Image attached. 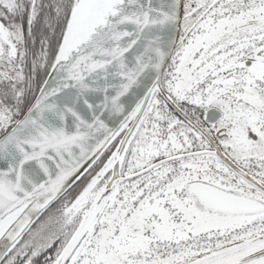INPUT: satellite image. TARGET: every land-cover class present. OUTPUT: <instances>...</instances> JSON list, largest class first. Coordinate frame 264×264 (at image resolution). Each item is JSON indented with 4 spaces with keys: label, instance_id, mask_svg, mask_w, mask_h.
<instances>
[{
    "label": "flooded vegetation",
    "instance_id": "obj_1",
    "mask_svg": "<svg viewBox=\"0 0 264 264\" xmlns=\"http://www.w3.org/2000/svg\"><path fill=\"white\" fill-rule=\"evenodd\" d=\"M37 2L31 0L32 6ZM25 13L22 0H0V139L30 108L20 117L23 107L35 101L60 40L38 41L32 35L36 29L19 17ZM163 90L127 152L121 179L102 207H107L102 223L95 226L97 215L64 264H80L103 237L112 240L125 231L133 237L142 216L151 227L143 248L152 252L182 243L186 249L162 259L166 264H194L240 244L251 250L249 238L264 231V0H184ZM120 140L85 184L83 179L56 203L5 263H57L113 172L81 201L82 190L105 167ZM115 202L119 223L113 228L115 220L105 215L113 212ZM157 210L164 217H181L184 224L176 236L184 240H172L167 227L169 239L157 237L154 228L167 220L152 223L150 218L161 221ZM189 216L204 221L193 224ZM212 219H221L222 225L206 224ZM221 264H232V259Z\"/></svg>",
    "mask_w": 264,
    "mask_h": 264
},
{
    "label": "water",
    "instance_id": "obj_2",
    "mask_svg": "<svg viewBox=\"0 0 264 264\" xmlns=\"http://www.w3.org/2000/svg\"><path fill=\"white\" fill-rule=\"evenodd\" d=\"M183 2L78 0L35 101L0 139V225L10 221L0 235V264L121 139L82 195L113 172L56 264L66 262L116 189L127 152L156 94L164 92L163 75L178 43ZM248 247L240 244L194 264ZM263 256L262 251L241 264Z\"/></svg>",
    "mask_w": 264,
    "mask_h": 264
},
{
    "label": "trees",
    "instance_id": "obj_3",
    "mask_svg": "<svg viewBox=\"0 0 264 264\" xmlns=\"http://www.w3.org/2000/svg\"><path fill=\"white\" fill-rule=\"evenodd\" d=\"M22 1L24 4V11L26 13L19 17L21 18V21H23V23L25 22V24L29 26V28L36 29V32H33L32 35L34 34V37L36 39L38 38V41H41L42 39L46 41L48 37L55 36L54 38L56 44V42L58 41V37H60L59 45H57L55 55L52 56L53 57L52 61L54 63L59 53L69 21L71 19L72 13L75 9L78 0H38V2L34 6H32L31 0H22ZM35 21H37L36 24H34ZM31 103L32 102H29L27 103V105L23 107L20 117L30 107ZM102 160H104V158ZM90 174L91 173H89L82 181L83 185L85 184V181L89 179ZM90 182L91 181H89V183L85 185L84 189L80 194V197L83 195L84 191L88 188ZM85 197L86 196H82L81 201ZM105 208L107 207L104 206V208L98 214V217L94 222L95 226L102 223L100 218L103 215ZM110 209H112L113 212L111 214H106L105 218L115 220L114 222H112L113 223L112 227L115 228L117 223H119V218H118L119 215L116 210L117 209L116 202L114 203L113 206L110 207ZM165 218L167 219V220L165 219L166 225L163 226V224H161V227L163 228L167 227L166 229L172 231V236L174 237L172 240H184L182 237L176 236L177 234L180 233L181 230L180 226L184 224L183 222H179V219H181V217L167 216ZM181 245L182 243L178 245V248H168V247L160 248V246H158L159 249L158 248L153 249L156 250V251H152L153 253L150 252L151 251L150 249H147L142 254H140L139 258L142 259H140L141 261L139 262V264H166L164 261H162V259L170 256L182 255L181 253L185 252L186 249H182ZM184 245L187 247L190 246L185 243ZM98 262H99L98 258L85 256V258H83V260L80 261V264H96V263L98 264ZM135 263H137V259L135 260ZM99 264L101 263L99 262ZM180 264H185V263H180Z\"/></svg>",
    "mask_w": 264,
    "mask_h": 264
},
{
    "label": "rangeland",
    "instance_id": "obj_4",
    "mask_svg": "<svg viewBox=\"0 0 264 264\" xmlns=\"http://www.w3.org/2000/svg\"><path fill=\"white\" fill-rule=\"evenodd\" d=\"M86 198H88V196ZM147 212L149 214H153V211L151 209L147 210ZM155 214H156V217L161 218V221H155L153 218H150V221L152 223L153 222L158 223V222L165 221V217L163 216L160 210H157ZM189 219L193 224L201 223L202 221H204L203 218L201 219L200 217H193V216H189ZM139 221L140 222L138 223V226L137 224H136L137 227L134 226L136 228L132 234V236L135 238L130 237V235L127 234L126 231L123 232L122 235L119 234L118 237H114L112 240H108V239L105 240V237H103L100 240V244L98 245L97 249L87 253L88 256L92 258H98V261L101 264H138V262L141 261L139 259L140 254H142L144 251L148 249V248L142 247L141 241L148 240V239H145L144 234L146 233L147 230H149V228H151L150 225H147V223L145 222V217L142 216L139 219ZM219 223H221V219H218V221L212 219L206 224L222 225ZM239 224L240 222H238L237 220L236 226H238ZM154 230L156 232L157 237H159L160 239H163V240L169 239L170 237L169 232L165 230V228H161V225L157 224ZM108 238H110V236ZM249 239L253 241L252 242L254 245L253 249L237 252L236 254H233L232 256L227 257V260L219 261L220 260L219 259L212 263L221 264L231 259H232V264L238 261H240L239 263H241L245 257H247L248 259L249 257L255 256L261 253L262 251L264 252V231H262L260 234L251 236ZM140 243H141V246H140ZM241 258L243 259L241 260ZM136 259H137V263H135ZM222 259H226V258H222ZM208 263H211V262H207L203 264H208ZM245 264H264V256L251 260Z\"/></svg>",
    "mask_w": 264,
    "mask_h": 264
},
{
    "label": "bare ground",
    "instance_id": "obj_5",
    "mask_svg": "<svg viewBox=\"0 0 264 264\" xmlns=\"http://www.w3.org/2000/svg\"><path fill=\"white\" fill-rule=\"evenodd\" d=\"M96 6H97L96 9H98V10H100V11L102 10V7H101L100 4H98V5H96ZM87 12H88V15L91 16V14H92L91 12H92V11L88 9ZM84 24H86V23H84ZM86 25H87V24H86ZM78 33H79V34H82V26H81V24H78ZM9 222H10V221L5 222V223H3V224L0 225V235H1L2 232L5 230L6 226H8Z\"/></svg>",
    "mask_w": 264,
    "mask_h": 264
}]
</instances>
